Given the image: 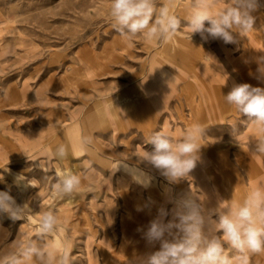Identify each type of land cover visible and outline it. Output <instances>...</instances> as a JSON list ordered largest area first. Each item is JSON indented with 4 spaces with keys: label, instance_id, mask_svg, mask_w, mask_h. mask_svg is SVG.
Returning <instances> with one entry per match:
<instances>
[{
    "label": "rangeland",
    "instance_id": "1",
    "mask_svg": "<svg viewBox=\"0 0 264 264\" xmlns=\"http://www.w3.org/2000/svg\"><path fill=\"white\" fill-rule=\"evenodd\" d=\"M109 2L0 0V191L30 209L24 220L0 213V250L20 230L25 240L32 236L40 212L51 208L60 216L61 233L73 241L72 264H135L159 250L145 232L160 209L167 212L166 222L171 220L175 201L191 192L206 209L217 207L227 200L214 181L217 173L222 169L240 181L237 150L243 136L255 150L247 118L224 99L238 84L264 89L257 64L239 72L228 62L225 49L234 60L244 54L241 38L235 49L231 43L224 49L217 39L191 36L183 17L192 0H176L182 27L170 42L148 44L137 37L129 47L113 27ZM253 13L264 21V0ZM253 28L247 34L249 50L264 49V29ZM185 86L193 93H184ZM196 105L198 123L208 132L187 179L169 183L141 163L151 177V184L143 186L129 172L114 171L120 159L152 150L148 134L166 129L179 135L194 121ZM81 135L93 137L90 152L83 155L77 143ZM61 143L69 147L68 157L49 159L48 152ZM252 152L254 166L261 155ZM61 169L86 176L72 198L58 199L50 190ZM240 194L233 199H241ZM254 264H264V256H256Z\"/></svg>",
    "mask_w": 264,
    "mask_h": 264
},
{
    "label": "clouds",
    "instance_id": "2",
    "mask_svg": "<svg viewBox=\"0 0 264 264\" xmlns=\"http://www.w3.org/2000/svg\"><path fill=\"white\" fill-rule=\"evenodd\" d=\"M259 7L261 0H225L223 4L221 0H192L183 17V26L191 36L199 33L204 40L234 43V33L243 37L254 31L252 13ZM175 8L176 0H159V3L158 0H110L108 14L129 47L137 37L148 44H166L182 27ZM259 71L264 73V65ZM224 99L240 116L247 118L254 130L251 138L256 141V147L252 154L264 156V89L238 84ZM207 132L200 123H192L179 135L166 129L152 132L146 137V144L152 145V150L144 149L139 156L120 159L114 171L123 166L134 182L147 186L151 177L138 166L143 163L158 170L169 183H179L196 167L200 149L206 145ZM77 143L79 154L83 155L90 152L93 137L81 135ZM68 155L69 147L63 143L48 152L49 159L59 161ZM133 157L135 163L130 162ZM85 167H90L87 161ZM85 179L86 176L69 169L57 170L56 182L50 190L58 199L72 198ZM202 201L193 192L178 198L172 219L167 222V212L160 209L159 216L145 232L148 243L153 246L159 243V250L137 258L135 264H254L256 256H264V181L250 187L241 199L221 200L211 210ZM28 210L26 204L18 205L8 191H0V213L13 220H24ZM59 221L54 209L42 210L32 236L25 240V233L20 230L17 239L6 250H0V264H72L73 241L61 233Z\"/></svg>",
    "mask_w": 264,
    "mask_h": 264
},
{
    "label": "crops",
    "instance_id": "3",
    "mask_svg": "<svg viewBox=\"0 0 264 264\" xmlns=\"http://www.w3.org/2000/svg\"><path fill=\"white\" fill-rule=\"evenodd\" d=\"M252 15L255 17V22H254V26L258 27L259 29H264V21H262L261 16H259L257 13H252ZM234 36H236V42L231 43L233 45V48L235 49V47L237 46V42H238V38H241V45L243 48V52L244 54L242 56H240V58L238 59H232V57L228 55V51L227 49H225V43L223 42V40L221 39H217L218 44L220 45V47L224 48V52L226 54V56H228V62H230L231 66L236 69L237 71L241 72V70L248 68L250 65L252 64H257L259 67H261L262 65H264V49H256V51H250L249 47L252 46V42L249 41V37L246 36H239V34L234 33ZM262 42H264V40H261ZM166 71L168 73H171L169 71V69L166 67L165 68ZM172 75H174V73H171ZM242 78H248V80H252L249 79V75L241 73ZM245 80V79H244ZM248 82V81H247ZM255 84V82H254ZM182 91L184 93H193L192 89H189L188 86L182 88ZM124 98V97H122ZM123 100V99H122ZM192 105V104H191ZM191 114L193 117V122L192 123H198V118L200 116V109L199 107L196 106H192L191 108ZM191 123V124H192ZM242 145L240 147V150H237V156L239 157V163L240 166L242 168V175H241V179H239L240 181H238V178H232L229 177L226 173L224 174V170H219V172L217 173L218 175L214 178V181L216 182V184L219 186V190H220V195L223 196L224 198H226L227 200L229 199H233V197L238 196V191L239 193H241L240 195L243 197L246 192L249 190L250 187H252L253 185H255L256 183L260 182V181H264V156L259 157V159L256 160V164L253 166L252 163V159H251V150H249V148L251 149L252 146L251 143H249L247 146L246 144V140H247V136H243L242 137ZM236 156V157H237ZM118 162V161H117ZM116 162V163H117ZM234 163V162H232ZM236 163V162H235ZM116 165V164H115ZM120 170L126 171L123 166H121L120 168H118ZM150 176V175H149ZM231 181H235L233 183H231ZM238 183V184H237ZM151 184V182H150ZM138 205L135 206V212L137 209ZM134 212V213H135ZM128 218H133V214L132 213H128L127 214ZM125 234L123 233L122 236H124ZM256 257L254 258L255 261Z\"/></svg>",
    "mask_w": 264,
    "mask_h": 264
}]
</instances>
